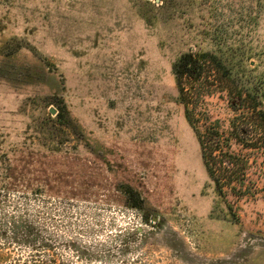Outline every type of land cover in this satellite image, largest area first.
Instances as JSON below:
<instances>
[{"label": "rangeland", "instance_id": "obj_1", "mask_svg": "<svg viewBox=\"0 0 264 264\" xmlns=\"http://www.w3.org/2000/svg\"><path fill=\"white\" fill-rule=\"evenodd\" d=\"M254 106L264 0H0V264H264ZM217 126L248 196L206 171Z\"/></svg>", "mask_w": 264, "mask_h": 264}, {"label": "trees", "instance_id": "obj_2", "mask_svg": "<svg viewBox=\"0 0 264 264\" xmlns=\"http://www.w3.org/2000/svg\"><path fill=\"white\" fill-rule=\"evenodd\" d=\"M201 68L202 62L197 60L195 56L192 54L183 55L173 67L177 83L181 84V79L185 77H187V79L197 76L200 77ZM249 110H251L254 115L251 125L254 127L255 123H257L255 127L262 131L259 138H254V140H252L254 142L250 144V148L245 146V149L264 150V112L257 111L256 106L251 107ZM249 120L250 118L248 121ZM231 125L233 127V124ZM218 128L217 126L212 128L211 131L204 132L207 133L205 136L207 138L206 142L209 141L213 144L208 145L200 140L206 171L215 184L218 196L223 197L225 194L224 189L241 191V194L246 193L248 196L251 193L249 187L248 192H245L241 189V186H243V182L246 180L247 173L252 169L250 166L251 164H249V160L243 154L234 151L236 143L238 146L244 147L246 141L245 134L243 130H237V127L234 126L232 133L222 136ZM237 186L240 190L237 189Z\"/></svg>", "mask_w": 264, "mask_h": 264}]
</instances>
